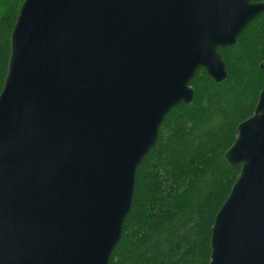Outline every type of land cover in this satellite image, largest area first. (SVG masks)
Here are the masks:
<instances>
[{"label":"water","instance_id":"1","mask_svg":"<svg viewBox=\"0 0 264 264\" xmlns=\"http://www.w3.org/2000/svg\"><path fill=\"white\" fill-rule=\"evenodd\" d=\"M263 14L252 0H24L0 94V264H110L164 118L194 101L199 69L227 80L220 50ZM225 158L240 174L208 264H264V87Z\"/></svg>","mask_w":264,"mask_h":264},{"label":"trees","instance_id":"2","mask_svg":"<svg viewBox=\"0 0 264 264\" xmlns=\"http://www.w3.org/2000/svg\"><path fill=\"white\" fill-rule=\"evenodd\" d=\"M263 2L264 0H252ZM24 0H0V94L10 38ZM228 78L214 83L203 69L191 82L194 101L164 118L140 166L133 210L110 264H208L214 220L240 168L225 158L239 124L249 119L264 87V14L233 47L220 50Z\"/></svg>","mask_w":264,"mask_h":264}]
</instances>
